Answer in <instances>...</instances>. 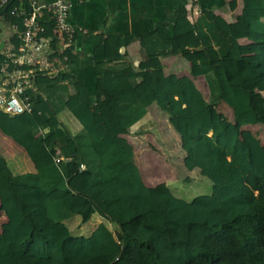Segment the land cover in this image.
<instances>
[{
	"label": "trees",
	"instance_id": "trees-1",
	"mask_svg": "<svg viewBox=\"0 0 264 264\" xmlns=\"http://www.w3.org/2000/svg\"><path fill=\"white\" fill-rule=\"evenodd\" d=\"M226 1L230 12L240 5L233 19L212 9L192 19L188 0H175L178 7L167 21L139 40L145 53L141 71L105 58L102 38L94 50V94L65 69L75 55L63 48L49 22L44 35L58 49L61 69L36 77L37 90L27 91L32 112L10 115L0 109L1 132L34 166L15 173L0 153V173L10 185L1 199L12 230L11 240L0 241V264H16L19 258H26L24 264H38L35 259L48 264H264V150L251 155L224 135L220 123L210 125L213 107L225 103L237 124L264 127V0ZM15 6L27 7V0H13L0 18L9 17L15 30L10 41L18 48L24 26L23 17L11 13ZM113 40L119 46L133 41ZM169 55H179L189 74L166 72L162 57ZM6 61L0 52V68ZM134 77H139L135 85ZM201 77L207 98L196 82ZM153 104L167 113L177 132L185 167L199 169L212 182L210 194L190 200L158 196L146 184L125 135L146 120ZM66 114L78 122V131L62 122ZM76 216L83 223L97 217L102 222L90 235L75 237L72 254H66L55 224ZM139 218L136 234L123 228ZM179 227L198 239L171 259L157 244L169 241Z\"/></svg>",
	"mask_w": 264,
	"mask_h": 264
},
{
	"label": "crops",
	"instance_id": "crops-1",
	"mask_svg": "<svg viewBox=\"0 0 264 264\" xmlns=\"http://www.w3.org/2000/svg\"><path fill=\"white\" fill-rule=\"evenodd\" d=\"M177 7L178 5L175 0H74L70 13V21L80 31L72 47L75 59L69 65L65 66V69L68 72L73 73L78 79L84 80L87 83L90 92L94 94L96 81L94 73V50L103 38L105 58L124 60L127 63L133 64L136 70L141 71L140 65L144 61L145 53L140 48L139 40L152 30L157 23H165L168 15L175 11ZM187 8L189 17L192 19L196 18L203 9H212L216 13L223 15L228 19H233L240 11L239 5L236 11L230 12L226 0H188ZM3 18H7V23L11 26L9 17L6 15L1 16L0 24L4 23ZM14 32L15 30L13 29V33ZM113 36L129 37L133 41L128 45L119 46L113 40ZM10 38L5 41V49L13 46ZM162 61L165 65V70L167 63L173 65L174 63L178 64L180 61L184 62L179 55L162 57ZM185 65L187 66V69L184 71L170 72L177 73L178 75H188L189 68L186 63ZM138 73L141 74V72ZM131 81L135 85L139 81V77H134ZM196 82L204 96L207 98L209 90L204 78H198ZM156 105L157 104H153L148 108L146 120L133 126L130 132L125 135V137L134 146L135 160H137L140 155L139 152L144 149L143 147L138 146V143L141 142V138L153 136L154 133L150 130V127L152 125L159 124L157 116H160L161 113ZM61 120L66 125L73 127L75 131L79 130L78 122L69 114L62 116ZM167 120L169 121L168 118ZM144 125L149 127L148 132L144 135H137L136 131ZM36 143H38L37 140H33V144ZM17 146L18 145L11 138L4 135L0 130V153L6 158L9 165L11 161L17 169L12 170L15 173L20 174L33 171L34 166L31 160L29 159L30 161H28L24 158V156L20 154V150L18 149L19 146ZM143 178L146 184L152 188L156 195L166 196L174 194L167 188V184L164 183L165 187L161 186L163 183L153 186L152 184H149L144 176ZM8 193H10V185L2 173H0V241L12 239V230L1 199L2 196ZM71 221L80 222L78 223L80 229L78 234H74L71 231L69 227V222ZM140 221L141 218L134 221V223L124 225L123 228L136 234V227ZM101 222L102 218L97 217L95 220L83 223L81 222L80 217L76 216L65 223L55 224L56 228L60 232V246L63 247L66 254H72L75 237L80 235H90ZM184 228L185 227H179L178 229L182 232ZM163 241L164 240H160L159 242ZM25 259L26 258H19L14 262L16 264H24ZM35 260L38 264H48L46 261L40 259ZM2 262H4V253L0 250V263Z\"/></svg>",
	"mask_w": 264,
	"mask_h": 264
},
{
	"label": "rangeland",
	"instance_id": "rangeland-1",
	"mask_svg": "<svg viewBox=\"0 0 264 264\" xmlns=\"http://www.w3.org/2000/svg\"><path fill=\"white\" fill-rule=\"evenodd\" d=\"M3 19L4 23L0 24V52L6 48L5 41L13 34V29L8 25L7 18ZM166 65L167 72H181L187 69L182 61L178 64L170 65V63H167ZM156 107H158L161 115L157 116L159 124L150 127L154 135L141 138V142L138 143V146L144 148L135 160L142 175L149 184L155 186L163 183L162 187L167 184V188L174 195L187 200L199 194H210L212 192V182L206 176L201 175L199 169L190 171L185 167V151L181 148L179 136L167 120V113L159 105H156ZM213 109L215 121L210 122L211 127L220 123L222 129H224L222 130L224 135L249 150L251 155L264 150V127L262 125L242 126L237 124L233 120L232 108L225 103H221ZM18 149L20 154L30 161L25 151L20 147ZM10 166L13 170H17L11 161ZM78 223L80 222H69V227L74 234L80 232ZM109 225L112 227L111 223ZM191 233L185 228L182 232H175L172 229L170 241L159 242L157 244L158 248L164 255L174 259L177 251H188L196 244L198 237Z\"/></svg>",
	"mask_w": 264,
	"mask_h": 264
},
{
	"label": "built area",
	"instance_id": "built-area-1",
	"mask_svg": "<svg viewBox=\"0 0 264 264\" xmlns=\"http://www.w3.org/2000/svg\"><path fill=\"white\" fill-rule=\"evenodd\" d=\"M13 0H0V10ZM21 1V0H18ZM28 6H15L12 14L23 17L18 31L21 43L1 52L7 61L0 68V109L10 115L30 113L34 109L29 90H37L36 77L53 75L61 69L57 64L58 49L45 36L49 22L64 49H72L79 29L70 21L74 0H27ZM48 16V18H47ZM52 56L54 58H52Z\"/></svg>",
	"mask_w": 264,
	"mask_h": 264
}]
</instances>
